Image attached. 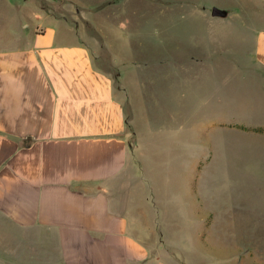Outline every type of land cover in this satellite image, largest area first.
Masks as SVG:
<instances>
[{
  "label": "crops",
  "instance_id": "crops-1",
  "mask_svg": "<svg viewBox=\"0 0 264 264\" xmlns=\"http://www.w3.org/2000/svg\"><path fill=\"white\" fill-rule=\"evenodd\" d=\"M221 1L230 6L214 3V18L226 8L249 15L247 25L264 16V0ZM128 2L104 0L98 9L122 11ZM87 8L76 0H0V264H146L143 236L156 232L145 217L159 201L156 187L202 177L189 166L186 181L187 136L183 142L177 113L162 125L148 116L142 141L140 119L128 111L133 78L124 82L122 72L110 73L64 12ZM121 30L110 40L145 35ZM252 31L251 64L235 71L260 84L261 96L250 105L261 115L252 122L261 125L264 23ZM213 96L200 103L210 104L206 123L239 122L229 112L220 118ZM169 150L174 158L167 159Z\"/></svg>",
  "mask_w": 264,
  "mask_h": 264
},
{
  "label": "rangeland",
  "instance_id": "rangeland-1",
  "mask_svg": "<svg viewBox=\"0 0 264 264\" xmlns=\"http://www.w3.org/2000/svg\"><path fill=\"white\" fill-rule=\"evenodd\" d=\"M103 1L76 0L88 8L64 12L76 33L102 53L110 73L120 77L122 72L124 82L133 78L128 111L140 119L142 141L148 116L162 125L163 117L174 121L169 116L177 113L185 127L182 140L187 139L181 155L186 181L189 166L202 173L189 185L181 178L182 185L173 180L156 187L159 201L145 217L154 220L156 232L143 236L149 247L146 264H264V123L252 122L250 105L252 99L258 102L261 87L235 71L250 66L252 27L264 23V16L247 25L249 15L246 20L231 14L230 3L221 0H129L125 10L102 13ZM214 3L227 7L218 18ZM120 22L127 25H113ZM119 28L145 35L111 41ZM4 32L0 23V35ZM212 95L219 117L229 112L239 122L206 123L210 104L202 108L200 103L212 101ZM180 96V104L169 100ZM175 156L167 152V159Z\"/></svg>",
  "mask_w": 264,
  "mask_h": 264
}]
</instances>
